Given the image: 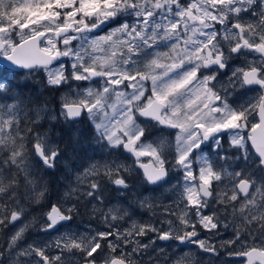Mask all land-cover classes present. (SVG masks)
Segmentation results:
<instances>
[{
  "label": "snow or ice",
  "instance_id": "obj_1",
  "mask_svg": "<svg viewBox=\"0 0 264 264\" xmlns=\"http://www.w3.org/2000/svg\"><path fill=\"white\" fill-rule=\"evenodd\" d=\"M105 26L109 28L105 35H95ZM89 34H93L94 48L126 45L127 53L117 59L113 51L101 62L85 49ZM161 45L170 51H157ZM0 56L29 74L44 73L52 89L71 88L72 82L100 83L96 90L77 88L71 93L73 99L65 95L59 112L52 113L47 108L29 109L0 80V96L8 101L0 102V227L22 225L6 248H0V264H68L77 253L82 254L84 264H98V257L104 264H144L138 255L149 254L150 243L155 241L143 243L139 237L149 232L156 233L158 240L195 245L211 254H217L219 247L239 245L229 254L246 258V264H264V0H0ZM148 56L154 58L145 70H139L137 61ZM233 57H242L244 63L233 65ZM161 58L172 62L160 63ZM245 88L254 95L234 105L230 96ZM113 95L121 100L119 108L108 103ZM85 116L90 138L113 158L102 165L103 172L101 165L92 163L77 176L86 184L83 194L102 204L103 181L128 188L122 173L130 158L143 170L149 185L167 181L170 172L180 174L182 183H177L183 189L182 198L174 202L178 211L163 206L166 215L161 224L166 227L133 224L120 228L119 222L130 219V214L113 205L107 211L98 209L105 230L66 232L53 241L23 242L27 211L21 184L32 186L28 195L39 203L47 186L35 175L33 162L55 169L63 155L60 144L49 139L50 129L39 130L41 120L75 124ZM24 119L29 122L22 128ZM144 121L172 130L168 135H175V155L157 151L155 140L148 142L149 125ZM248 127L251 132L245 136L242 132ZM68 131L73 139L78 135ZM226 136L229 149L238 155L224 151ZM209 153L221 162L243 160L247 165L230 173V194L229 185L224 184L229 170H217ZM123 154L126 158L120 159ZM143 157L153 159L143 163ZM248 168L261 174L259 186L253 179L255 172ZM257 192L261 193L259 203ZM140 206L151 205L142 199ZM77 212L76 204H50L41 230L58 231ZM229 228L232 238L218 247L213 237ZM199 229L211 235L201 239ZM249 239L251 244L246 242Z\"/></svg>",
  "mask_w": 264,
  "mask_h": 264
},
{
  "label": "flooded vegetation",
  "instance_id": "obj_2",
  "mask_svg": "<svg viewBox=\"0 0 264 264\" xmlns=\"http://www.w3.org/2000/svg\"><path fill=\"white\" fill-rule=\"evenodd\" d=\"M191 23V22H189ZM114 27V25H113ZM108 28V27H107ZM107 28H104L101 32H97L95 33V35H99L102 34L106 31ZM109 29V28H108ZM93 35V34H90ZM189 35H191V33H189ZM198 35V34H197ZM62 47V46H61ZM181 47H183V45H181ZM117 54L118 59L120 58L121 53H127V46H121V47H116L114 50ZM149 51V50H148ZM152 51V50H151ZM157 51H170L166 46L161 45ZM150 52V51H149ZM153 56H148V57H144L143 60H138V67L139 70L143 71V67L145 65L148 64V62L150 61V59H153ZM67 61V59L65 60ZM172 60L169 58H161L160 59V63H171ZM233 65H237V64H243L244 60L243 58H238V57H233V60L231 62ZM120 67H123V65H120ZM159 71V70H157ZM230 71V70H228ZM6 82V81H5ZM97 81H92V82H77L78 85L82 88L87 87L90 84H93ZM126 91H131V89H127ZM47 98L46 99V105L50 104V106L47 107H41V108H47V110L49 112L52 113H58L59 109L61 107L62 104V97L64 95L68 94V91L64 90V88H59V89H52V88H47ZM254 95V92L252 90H249L247 88L245 89H239L237 90L232 96H230V100L233 102V104H241V103H245L247 100H249L252 96ZM51 96V97H49ZM113 97L115 98L114 101V105L116 106V108H119L121 106V100L117 99V97L115 95H113ZM73 99V98H72ZM45 106V105H44ZM141 120H144V118H140ZM49 126H50V131H49V136L51 137V139L56 142L59 143L60 146L64 145V141L61 140L59 138V134H57V131L59 130H63L62 127L63 125L67 124L64 123L63 121L61 122H50L47 119ZM256 122H258V118L256 120ZM56 123V124H55ZM144 123H147L149 125V141L152 140H156L157 142L160 143H164V145L166 144V142L170 143L171 148H173V146H176V140H175V135H168L169 133H171L172 130L169 129H164L162 127H154L153 123L154 122H150V121H144ZM71 129L75 132H79L80 135H78V137L84 138V137H89L88 140H80L77 139L74 142H72L73 144H77V145H84V144H89L91 147L95 148L96 150H94V152L96 154L93 155V153L91 154L89 161H88V166H86L85 168L89 167L92 163H97L99 165H103L105 163V161L112 159L113 157L108 155V156H100L101 158L99 159V151H97V149H99L101 147V145L95 144V142L90 138L89 135L84 136V132L88 131L90 132V125L89 122L87 120V117L85 116L84 118H82L80 121H78L75 124H68ZM75 126V128H74ZM251 129L250 127L243 129L242 134L247 136L248 134H250ZM228 140L229 138L226 136L223 142V149L224 151L228 152L229 156H234V155H238V153L235 152L234 149H229V145H228ZM79 143V144H78ZM251 150V149H250ZM170 155H175V150L174 149H170ZM127 154H123L121 155L119 158L120 159H125ZM209 158L213 159L214 163L217 165V170H219L220 167H224L227 168L229 171L228 173L225 174V179H224V184L229 185L228 187V191L229 194L231 193V186H230V181L232 179L230 173L234 172V171H239V170H243L245 168H247V165H245L243 160H238V161H233V160H228L226 163L225 162H221L219 161L214 154L209 153ZM64 161V156L62 155L61 158L57 161V166L56 168L59 167V165L61 163H63ZM152 161V158H148V157H143L140 159V162L143 163H149ZM128 165V168L125 169V171L122 173L124 176H126L127 179V183L130 186L132 184V181L134 180L135 182V186H139L142 190L140 189H136L138 191V193H142L145 194L148 191H152V192H158L160 190L164 191L165 186L169 185V183L172 181L176 184L177 181L182 180V177L180 176V174L176 173V172H170L169 173V177L167 181H162L157 185H149L147 183L144 182V177H143V170L139 169L137 164H134L133 161L129 158L126 162ZM64 164L68 165V162H64ZM35 170L38 172V169L40 168V172H38V174H40L43 178H46L49 174L53 173L55 169H47L44 168L42 166V164H40L38 161H35ZM84 168V169H85ZM101 169V168H100ZM131 169V170H129ZM43 171V173H42ZM248 171L251 172H255V175L253 176V179L257 181V184L259 186L260 181H261V174L259 173V171L255 168H248ZM84 171L79 172L78 174L81 175ZM36 175V174H35ZM82 177V176H81ZM82 179H84L82 177ZM90 179V177H89ZM74 183H78L75 182ZM84 185L83 188L86 187V184L84 183H79ZM216 182H213V186L215 187ZM224 184L221 185V188L224 187ZM179 185V184H178ZM111 186H113L112 190H108L109 186H107L106 184L103 183V188H102V192L103 194H108L111 193L113 190L115 189H121V190H128V188L124 189V188H117V186H115L114 184L111 183ZM133 186L130 187V189H132ZM49 188L47 187V193H49ZM83 193V192H82ZM80 193V194H82ZM73 194V193H72ZM242 195V194H241ZM261 199V193L257 192L256 193V200L257 203L260 202ZM107 200L106 197H103V201L104 204H97V202L95 201V207L93 209V216H92V220H88V222L90 224H92L94 226V228L99 229V230H105V225L102 223L103 221V216L100 214V211H98V209L103 208L104 211H107V207H111L114 205L113 201L111 202L110 206H107L105 204V201ZM123 202L124 206L127 203V198L126 196L123 197ZM71 204H74L73 202H71ZM164 206V204H162ZM68 206V205H66ZM172 207V206H170ZM149 207H146V210H148ZM152 209V206H151ZM50 209H48L42 216L44 217V219L42 220H38V223H40V225L37 226H32L30 224L27 225V229L24 235V241L27 240L28 238H31L33 240H37V238H42V237H47V238H53L56 237L58 238L59 235H62L66 232H72V233H80V234H87L88 232H94L95 230L93 228H89L86 227L82 224V227H80V219L77 216H74V219L71 222H65L63 224V226H59V230L58 231H49L47 233L43 232L41 230L42 225L46 222V214ZM145 212L142 214V219L141 220H137V221H133L132 219H126L124 221H120L118 224V227L120 228H125L126 225H130V228L133 227V224H136L137 226L141 225L144 221H147V212ZM253 211H255V209H253ZM223 214V213H222ZM228 220L232 221V217L228 216ZM19 223V222H18ZM18 223L13 226L10 225L9 228V234L7 237V242L5 243V232L3 230L2 227H0V248H6L8 242H9V238L10 236L17 230V225ZM236 224L239 225V221H236ZM200 233H201V239H204L207 236H210L211 234L204 231L203 229H199ZM55 235V236H53ZM153 235L156 238V233H153ZM148 236V235H147ZM139 238H143L146 239L147 237H139ZM232 238V228H229L227 231H224L223 229L220 230V232L213 237V242L219 247L223 241L231 239ZM158 240V239H157ZM23 241V242H24ZM160 242L163 243H168V244H173L176 243V245L178 246L179 250H183V252H189L191 255L189 257V260H185L183 261V264H246V258L243 257H236V256H232L230 255V251H235L238 250L239 245H234L231 246L230 248L228 247H219V251L217 254H211V253H205L199 249L196 248L195 245H189V244H180L178 241L175 240H170L167 242L158 240ZM248 244H251L252 241L251 239L246 241ZM259 243V241H257V244ZM57 250H53V254H55ZM181 252V253H183ZM77 255L81 256L79 259H76L74 261H71L70 264H84L83 261V257L81 253H77ZM66 258L68 257V254L65 253ZM161 259H163L164 262H162V264H165V259L160 256ZM138 259H142L144 261V264H159L158 263V259L154 258L153 259V263H150L149 261V257L148 254H145L143 256H139L138 255ZM181 259V255L180 253L177 255V261H171V263L169 264H177V262ZM98 264H104L103 259H100V257H98Z\"/></svg>",
  "mask_w": 264,
  "mask_h": 264
},
{
  "label": "rangeland",
  "instance_id": "obj_3",
  "mask_svg": "<svg viewBox=\"0 0 264 264\" xmlns=\"http://www.w3.org/2000/svg\"><path fill=\"white\" fill-rule=\"evenodd\" d=\"M11 2H15V0H11ZM21 2H22V0H21ZM105 28H107V27H105ZM108 30L109 29L107 28L104 33L99 34L97 36H103V35H105ZM116 38L117 37H113L114 40ZM91 42H92V35L89 34L88 42L85 44V49L93 57L99 58V60L101 62H102L103 59L111 56L112 52L115 50V48H112V47H110L109 45H106V44H100L98 47H95L94 48V46H92V43ZM149 51L151 52V49H149ZM117 59H118V57H117ZM150 61H151V59H150ZM97 67L99 68V62H98ZM145 67H146V65L143 67V70H145ZM9 71L11 72V74L12 73H19V72H13L11 70H9ZM21 77L23 79H31L32 81H34V83H36L39 86L40 91H44L45 89L49 88L46 85V82H45V79H44L45 78V74L44 73H31V74H29L28 71H24L22 73ZM90 86H92L93 89L96 90V89H99L100 88V83L97 81V82H95L93 84L88 85L85 88H82V87H80L78 85L77 82H72L71 88L68 85H64V86H62V88H64V90L68 91V94L67 95L69 96L70 99H72L74 97L71 96V93L73 91L77 90V88H79L80 90H84V89H87ZM85 95H86V93H85ZM49 97H51V96H49ZM47 99H49V98H47ZM114 101H115V98L112 97L108 101V103L109 104H114ZM49 106H50V104H47V105L41 106V107H47L48 108ZM108 111L111 114L113 110H112V108H109ZM74 128H75V126H74ZM58 134L62 136L61 133H58ZM49 139L51 141H53L50 136H49ZM148 142H151V141H148ZM86 145H88V146H86L84 148L81 147V149L78 148L77 150H69V151L65 152L63 163H61L59 165V167L56 168V170H54L53 172L54 173L56 172L57 174L60 173V176L61 177L60 176L57 177L58 178L57 180H60L61 179L63 182H65V180H66V184H64L63 190H62V194H61V196H63V198L60 196V198L58 199V203H60V204L63 203V205L65 203V206L66 205H70L71 202H73L74 204H77V206H78V212L76 214H74V216H77L80 219V222H81L80 223V227H82V224H83L86 227L93 228L94 230H96V228H94V226L88 222V220H92V216H93L92 215L93 214L92 211H93V209L95 207V200H90L86 195H84L82 193L81 190L84 189L83 188L84 185L79 184L81 182L77 180V176L79 175L78 174L79 171L80 172L84 171V168L86 166H88V161H89V158H90L91 154L92 153H93V155L96 154L94 152V150H96L95 148L91 147L89 144H86ZM172 145H170L169 142L168 143L166 142V144L164 145V143H160V142H157L156 141V143L153 144V147H156L157 148V151H164V152H167V153H170V149L171 150L174 149L175 150V153H176V146H173V148H171ZM100 148L97 149V151H99V154H98L99 155V159L101 158L100 156L102 154V152H100L102 149H100ZM83 151H85V152H83ZM148 158H152V157H148ZM64 162H68L69 164L66 165V164H64ZM103 170L104 169L101 166L100 171L103 172ZM64 173H65V175H64ZM62 174H63V176H62ZM70 175H71V177H70ZM66 178H68V179H66ZM81 179H82V177H81ZM74 181L75 182H78V183L76 184V183H74ZM63 182H60V183H63ZM102 183H104L107 186H109L108 190H112L113 189V186H111V182L105 180ZM181 183H182V180H181ZM69 184H70V186H69ZM131 186H133L132 189H130ZM72 189H76V191L73 192V194L70 197H65L64 196V193L65 192H69ZM136 189L142 190L139 186H137V187L135 186V182L133 180L132 181V184L129 186L128 190H126V191L125 190H121V189H115L111 193H108V194L101 193V194H102V197H106L107 198V200L105 201V204L107 206H110L109 203H111L113 201V203H114L115 206L121 207V208H126L128 210V212H129V214H130V219H132V217H133V219H132L133 221H137V220H141L142 219V214L145 212L147 206L141 207L140 204H139L140 202L138 203V201L139 200L141 201V198L142 199H147L148 200V203L152 206V209H151V206H150L149 209L146 210V212H147V221H144L142 224H145V225H147V224H153L156 227H166V224H161V221L164 220L165 215H166V213L164 212V207H163L162 204H164V206H172L174 208V210H176L175 209L174 202L175 201H179L182 198L180 196V192L183 189L180 186V184L178 185V184H176V183H174V182L171 181L169 183V185L165 186L164 191L163 190H160L158 192L148 191V192H146V193H148L147 195L146 194H142V193H138V191ZM30 190H31V188H30ZM149 192H151V193H149ZM80 193H82V194H80ZM137 194H139V195H137ZM124 196H126V198H127V203H126L125 206H124V203L125 202H123V197ZM114 199H115V201H114ZM59 200L62 201V203ZM119 200H120V202H119ZM67 201L68 202L70 201L69 202L70 204ZM55 204H57V203H55ZM102 204H104V202H102ZM85 205H87V206L85 207ZM129 206L132 207V208H130ZM44 209L37 210V208H35V209H30L29 208V211H27L28 209H26L27 216L23 218V223L24 224H27V225L30 224L32 226L40 225V223H38V220L44 219V217L42 215L48 209H50V206H48V207H46ZM176 211H178V210H176ZM137 216H139V218ZM169 218L172 219V220H174V221L176 219L175 216H170ZM9 226L10 225H8L6 227H2V228H3V230H5ZM21 226H22L21 223H18L17 229L19 227H21ZM177 226L180 227L181 229L183 228L182 225H177ZM125 228H130V225H126ZM88 233H90V232H88ZM8 234H9V228H8V231H7V237H8ZM53 236H55V235H53ZM7 237H6V239H7ZM146 237H147L146 239H143V238H139V239L143 243H150V241H155L154 244H151L150 243V247L148 249V253L151 256V261H150V256L148 254L150 263H153V259L154 258H157L158 259V263L159 264H162V262H164V261H163V259L160 258V256H162L165 259V264H169V263H171V261H175V262L177 261V255L179 253L181 255V259L179 261H182L183 258H185V257H188L189 258L190 255H191L189 252H183V250H179V248L176 245V243H173V244H171V243L168 244L167 243L166 244V243H163V242L158 241L157 238H155V236L153 235L152 232H149L148 233V236H146ZM10 238H11V236H10ZM10 238H9V241H10ZM55 239H57V238L56 237H53L51 239V238H47V237H42V238H37V240H33L31 238H28L24 242L31 243L33 241H37V242H39V241H53ZM6 242H7V240L5 241V243ZM103 243L106 246V242H103ZM153 249H156V250L153 251ZM160 249H163V253H161L159 251ZM53 250H55V249H53ZM181 252H183V253H181ZM80 257L81 256L77 255L75 258H69L68 264H70L71 261H74L76 259H79ZM100 259H102V258H100ZM187 260H189V259H187ZM183 261H185V260H183Z\"/></svg>",
  "mask_w": 264,
  "mask_h": 264
},
{
  "label": "trees",
  "instance_id": "obj_4",
  "mask_svg": "<svg viewBox=\"0 0 264 264\" xmlns=\"http://www.w3.org/2000/svg\"><path fill=\"white\" fill-rule=\"evenodd\" d=\"M22 73L23 72L11 74V72L7 68L0 66V80L6 81L11 86V88H12L11 94L12 95H16V96H19L20 98H22L24 100L25 104L29 106V109L46 105L45 101L47 99V94H48L47 89H45L44 91H40L39 86L36 83H34V81H32L31 79H23L21 77ZM0 102H8V101H7V98L5 96H0ZM29 109H26L25 111H28L29 117H34V113L29 111ZM21 116L23 117V113H21ZM28 122L29 121L27 119H24L23 122L21 123V127L23 128L24 125L27 124ZM41 125H42V127L39 129L41 132H45V131H48L50 129V126H49L47 119H42ZM59 128L63 129V130L57 131V134L58 133L62 134V136L60 135L59 138L64 141V145L60 146L63 149V156L65 155V152H67L69 150H76L78 148L81 149V147L84 148L87 146L86 144L77 145V144L72 143L75 140L80 139L81 137H78L79 132H76V133H78V135L75 137V139H73L72 135L68 131L69 129H71V127L68 124H65ZM72 132L75 133V131H73V130H72ZM83 134H84V136H86V135H89V132L85 131ZM88 139H89V137H84V138H81L80 140H88ZM100 149H102L100 151V152H102V154H101L102 157L110 155V153L107 152V150H104L102 147ZM34 165H35V160L33 162L34 173L36 174V176L38 178H42L41 183H44V182L46 183V186L49 188L48 189L49 193H46L45 198L42 199L39 203H35L31 200L30 196L28 195V193H30V188L32 186L31 185H25L22 183L21 187H20V193L22 196V203H23L25 209H28L27 211H29V208L30 209L37 208V210H41V209H44V208L50 206V204H55L56 202H58V199L60 198V196L62 194L61 192H62L63 186H64V184H66V181L63 182L61 179L56 180V178L59 177V175H60L59 173L57 174L56 172L49 174L47 176V178H43L40 174H38V172H40V168L38 169V172H37L35 170ZM42 173H43V171H42ZM60 182H63V183H60ZM0 211H3V208H0ZM7 231H8V228L4 230L5 241H6V237H7Z\"/></svg>",
  "mask_w": 264,
  "mask_h": 264
},
{
  "label": "water",
  "instance_id": "obj_5",
  "mask_svg": "<svg viewBox=\"0 0 264 264\" xmlns=\"http://www.w3.org/2000/svg\"><path fill=\"white\" fill-rule=\"evenodd\" d=\"M105 27H107V26H105ZM104 27V28H105ZM103 28V29H104ZM102 29V30H103ZM102 30H100V31H102ZM99 31V32H100ZM66 59V58H65ZM0 66H3V67H7V68H9L11 71H27V70H24V69H21V68H19V67H16V66H14L11 62H9V61H7L6 60V58H4V57H2V56H0ZM141 159V158H140ZM138 165V164H137ZM164 242H167V241H164Z\"/></svg>",
  "mask_w": 264,
  "mask_h": 264
},
{
  "label": "bare ground",
  "instance_id": "obj_6",
  "mask_svg": "<svg viewBox=\"0 0 264 264\" xmlns=\"http://www.w3.org/2000/svg\"><path fill=\"white\" fill-rule=\"evenodd\" d=\"M67 59V58H66ZM65 59V60H66ZM13 72H21V71H13ZM56 124V123H55ZM44 130V129H43ZM76 133V132H75ZM80 135V134H79ZM67 136V135H66ZM79 144V143H78ZM68 145V144H67ZM88 146V145H87ZM88 148V147H87ZM77 150V149H76ZM73 152V151H72ZM71 152V153H72ZM83 152H85V151H83ZM88 156V155H87ZM84 159V158H83ZM86 159V158H85ZM70 160V159H69ZM80 162V161H79ZM79 167V166H78ZM77 167V168H78ZM81 170V169H80ZM68 171V170H67ZM70 171V170H69ZM77 172V171H76ZM80 172V171H79ZM60 174V173H59ZM72 174V173H71ZM64 175H65V173H64ZM78 175V174H77ZM60 176V175H59ZM62 176H63V174H62ZM61 177V176H60ZM68 177V176H67ZM70 177H71V175H70ZM47 178V177H46ZM58 178H56V180H57ZM66 179H68V178H66ZM66 181V180H65ZM70 181V180H69ZM57 182V181H56ZM45 183V182H44ZM77 184V183H76ZM69 186H70V184H69ZM62 188V187H61ZM68 188V187H67ZM70 188V187H69ZM63 190V189H62ZM62 193V192H61ZM137 195H139V194H137ZM142 195V194H141ZM140 195V196H141ZM62 198H63V196H61ZM120 197V196H119ZM139 197V196H138ZM144 197V196H143ZM141 200H142V198H141ZM60 201V200H59ZM114 201H115V199H114ZM56 202V201H55ZM54 202V203H55ZM61 203H62V201H60ZM64 202V201H63ZM68 202V201H67ZM70 202V201H69ZM68 202V203H69ZM76 202V201H75ZM119 202H120V200H119ZM135 202V201H134ZM140 202V200L138 201V203ZM56 203H58V202H56ZM116 203V202H115ZM63 204V203H62ZM70 204V203H69ZM109 204H111V203H109ZM140 204V203H139ZM64 205H65V203H64ZM77 205V204H76ZM80 205V204H79ZM87 205H85V207H86ZM119 206V205H118ZM128 207V206H127ZM130 207V206H129ZM130 208H132V207H130ZM143 209V208H142ZM85 210V209H84ZM131 210V209H130ZM151 210V209H150ZM80 212V211H79ZM84 212V211H83ZM93 212V211H92ZM133 212V211H132ZM92 214V213H91ZM134 214V213H133ZM93 215V214H92ZM132 217V216H131ZM138 218H139V216H137ZM136 218V217H135ZM132 219H133V217H132ZM7 240V239H6Z\"/></svg>",
  "mask_w": 264,
  "mask_h": 264
}]
</instances>
